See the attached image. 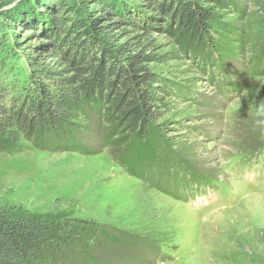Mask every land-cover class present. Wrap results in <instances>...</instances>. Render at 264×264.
Listing matches in <instances>:
<instances>
[{
  "label": "rangeland",
  "instance_id": "obj_1",
  "mask_svg": "<svg viewBox=\"0 0 264 264\" xmlns=\"http://www.w3.org/2000/svg\"><path fill=\"white\" fill-rule=\"evenodd\" d=\"M79 1L84 14L96 10L90 0ZM44 2L0 0V55L9 53L19 78L38 75L52 63L30 59L43 39L29 21L40 19ZM224 18L242 26L252 41L230 34L232 43L220 41L229 89L223 71H204L198 59L183 54L150 65L179 89L159 115L147 119L159 128L137 145L136 159L130 154V169L137 173L119 162L125 144L101 143L108 128L92 117L84 123L87 133L79 134L86 152L30 143L0 152V206L25 216L90 222L114 238L87 258L75 248L80 264H264V163L226 168L234 154H251L264 139V70L247 74L252 55L263 49L264 21L251 6L243 18L232 12ZM152 36L160 53L176 48L163 35ZM186 164L194 174L189 190L182 185L190 181ZM181 167L185 174H178ZM207 176L223 182L196 189Z\"/></svg>",
  "mask_w": 264,
  "mask_h": 264
},
{
  "label": "trees",
  "instance_id": "obj_2",
  "mask_svg": "<svg viewBox=\"0 0 264 264\" xmlns=\"http://www.w3.org/2000/svg\"><path fill=\"white\" fill-rule=\"evenodd\" d=\"M90 1L96 10L84 14L81 1L45 0L40 19L29 21L43 39L30 59L52 61L38 75L19 78L9 53L0 55V152L20 150L23 143L86 152L79 134L87 133L84 123L93 117L108 128L103 145L125 144L119 162L128 170L130 154L136 159L137 145L159 128L147 119L159 115L179 89L174 79L150 65L179 60L183 54L198 59L204 71L225 72L222 80L230 87L220 41L232 43L227 34L252 41L242 26L224 18L226 12L243 18L251 6L264 21L259 0ZM153 34L163 35L176 48L160 53ZM259 53L251 57L249 76L264 70V45ZM104 240L114 238L90 222L25 216L0 206V264H80L75 248L87 258Z\"/></svg>",
  "mask_w": 264,
  "mask_h": 264
}]
</instances>
